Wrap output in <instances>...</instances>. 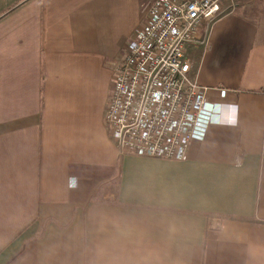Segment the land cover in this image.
Masks as SVG:
<instances>
[{
  "label": "crops",
  "instance_id": "crops-1",
  "mask_svg": "<svg viewBox=\"0 0 264 264\" xmlns=\"http://www.w3.org/2000/svg\"><path fill=\"white\" fill-rule=\"evenodd\" d=\"M155 1L0 0V264H264V4L223 0L186 47L215 109L173 161L104 120Z\"/></svg>",
  "mask_w": 264,
  "mask_h": 264
},
{
  "label": "built area",
  "instance_id": "built-area-1",
  "mask_svg": "<svg viewBox=\"0 0 264 264\" xmlns=\"http://www.w3.org/2000/svg\"><path fill=\"white\" fill-rule=\"evenodd\" d=\"M223 0H156L115 63L104 120L122 154L183 161L213 122L208 87L191 77L186 47ZM224 95L225 92L222 91Z\"/></svg>",
  "mask_w": 264,
  "mask_h": 264
},
{
  "label": "rangeland",
  "instance_id": "rangeland-1",
  "mask_svg": "<svg viewBox=\"0 0 264 264\" xmlns=\"http://www.w3.org/2000/svg\"><path fill=\"white\" fill-rule=\"evenodd\" d=\"M231 3L235 2H239V1H243L242 5L244 7H246V10L248 11V13L251 14H256L258 12L259 7L261 6H257V5H262L264 4V0H229ZM249 6V7H248Z\"/></svg>",
  "mask_w": 264,
  "mask_h": 264
}]
</instances>
